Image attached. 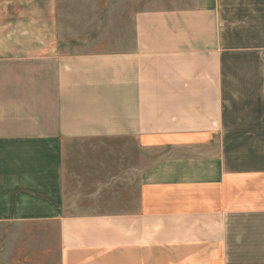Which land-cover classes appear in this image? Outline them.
I'll list each match as a JSON object with an SVG mask.
<instances>
[{
    "label": "crops",
    "instance_id": "0c3cea01",
    "mask_svg": "<svg viewBox=\"0 0 264 264\" xmlns=\"http://www.w3.org/2000/svg\"><path fill=\"white\" fill-rule=\"evenodd\" d=\"M104 3L96 44L0 45L4 260L264 264V0Z\"/></svg>",
    "mask_w": 264,
    "mask_h": 264
},
{
    "label": "rangeland",
    "instance_id": "374dc122",
    "mask_svg": "<svg viewBox=\"0 0 264 264\" xmlns=\"http://www.w3.org/2000/svg\"><path fill=\"white\" fill-rule=\"evenodd\" d=\"M112 12V4L104 0H0V45L8 58L28 59L33 54H52L54 47L64 50L76 48L71 45L96 44L99 29L111 27ZM153 150L157 154L160 148ZM17 230L9 227L7 231L16 236ZM2 246L0 264H7Z\"/></svg>",
    "mask_w": 264,
    "mask_h": 264
}]
</instances>
